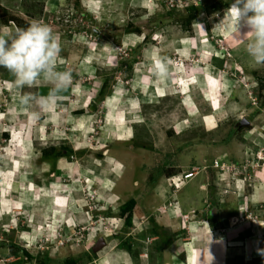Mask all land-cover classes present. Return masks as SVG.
Masks as SVG:
<instances>
[{
	"label": "rangeland",
	"instance_id": "obj_1",
	"mask_svg": "<svg viewBox=\"0 0 264 264\" xmlns=\"http://www.w3.org/2000/svg\"><path fill=\"white\" fill-rule=\"evenodd\" d=\"M229 1L0 0V30L49 25L57 71L72 74L66 89H20L0 68V264H85L111 247L133 264H175L172 244L220 205L216 186L249 194L264 176V66L233 33ZM131 198L128 227L118 208ZM251 231L264 256V230Z\"/></svg>",
	"mask_w": 264,
	"mask_h": 264
},
{
	"label": "clouds",
	"instance_id": "obj_2",
	"mask_svg": "<svg viewBox=\"0 0 264 264\" xmlns=\"http://www.w3.org/2000/svg\"><path fill=\"white\" fill-rule=\"evenodd\" d=\"M227 20L231 22L234 34L238 33L241 38L247 34V38L242 40L247 55L255 65L264 66V0H233L228 7ZM61 51L59 36L49 25L39 21L32 22L26 28L0 30V68L6 69L14 78L13 83L17 88H31L39 81L51 84L54 91L69 87L72 83L71 72L57 71ZM167 71V66L160 61L153 67V72L158 76H166ZM34 99L30 93L25 94L21 97V103L27 105ZM39 103L43 106L46 100L41 98ZM184 174L176 176L182 182L189 180L183 179ZM173 185L178 184L174 182ZM241 206L238 207L239 213L243 211ZM260 251L257 249L254 256L245 260L254 263L264 261Z\"/></svg>",
	"mask_w": 264,
	"mask_h": 264
},
{
	"label": "crops",
	"instance_id": "obj_3",
	"mask_svg": "<svg viewBox=\"0 0 264 264\" xmlns=\"http://www.w3.org/2000/svg\"><path fill=\"white\" fill-rule=\"evenodd\" d=\"M248 167L250 168L247 165L246 170L252 172V168L249 169ZM251 174L254 176L255 171ZM235 181L233 180V184ZM214 185H208L207 188L209 186L213 187ZM248 185L250 186L252 184ZM216 187V192H212L216 196H211L220 205L213 206L210 214L206 215L205 218L201 216L199 221L196 220L198 217H194L192 221L194 222L196 220L199 222L198 227L196 226L197 230L188 232L189 237L178 238L172 244L171 249L176 253L175 256H178L174 261L175 264H241L245 261V258L252 257L256 254L258 249L257 245H259L263 233L255 236L251 230L254 222L261 230H264V210L260 212L258 208L254 210L251 208L253 206L255 207L259 201L264 206V176L259 179L258 183L251 186V191L247 196L239 191L243 190L242 186L239 189L237 187L235 189V187L231 188V185L228 184L224 190H220L218 186ZM245 187L246 185L244 189ZM219 191H222V196L228 195L229 200L233 198L235 203L227 202L228 200L223 201V203L222 201L219 202L217 200V193ZM195 192L193 191L192 194L195 195ZM180 200V205H183L182 199ZM243 204H246L247 207L241 206ZM177 206L179 215H185L183 214L185 213L183 211L184 207L181 206L182 208H180ZM207 206L211 207L212 203L209 202ZM240 206L243 209L241 213L238 212V207ZM247 212L254 215L255 218L247 217L243 219L242 215L247 214ZM213 213L215 217L211 215ZM180 230L183 229L180 228ZM111 248L105 251L106 254L101 253L97 259L87 261L85 264H133L130 258L131 255L119 254L113 251V249L111 250ZM166 263L168 262H162L161 264Z\"/></svg>",
	"mask_w": 264,
	"mask_h": 264
},
{
	"label": "trees",
	"instance_id": "obj_4",
	"mask_svg": "<svg viewBox=\"0 0 264 264\" xmlns=\"http://www.w3.org/2000/svg\"><path fill=\"white\" fill-rule=\"evenodd\" d=\"M230 3H231V1H229L228 4H226L224 6L227 7L228 5H230ZM219 5L220 4H217L216 2H213V3H211V5H209V8L211 10H213V11L214 10H219V9L222 8ZM191 8L194 9L193 11H195V9H196L194 5H192ZM192 14H193V12L191 13L190 16H192ZM186 21H188V20H186ZM101 96L103 97V90L101 91ZM101 96H100V98H102ZM128 203L127 202H124L123 204H121L118 213H119L120 216H124L125 217L124 218V224H127V226L129 227V226H131L132 213H133V208H134V204L135 203H134V200L132 198L130 199V204L129 205H128ZM150 221L155 225L153 219H151ZM151 233H152V236L153 235H156V236L159 235V233L157 232L156 229H155V231H152ZM148 236H151V234L148 235ZM162 239L165 241V243H167L166 242L167 240H165L164 238H162ZM162 245L163 244H159V245L156 244V248L160 251V250H162V247H163ZM118 247L119 248H124L125 250H128V251L131 252L133 246H132L131 243H129V242H127V240H125V241L120 242L118 244ZM48 260H50V259H48ZM91 260L89 259V261H91ZM50 262H51V260L49 261V263ZM58 264H80V263H79L77 257L72 256V257H66V258H64L62 261L58 262Z\"/></svg>",
	"mask_w": 264,
	"mask_h": 264
},
{
	"label": "built area",
	"instance_id": "obj_5",
	"mask_svg": "<svg viewBox=\"0 0 264 264\" xmlns=\"http://www.w3.org/2000/svg\"><path fill=\"white\" fill-rule=\"evenodd\" d=\"M197 172L196 171H190V172H187L183 175V179H191ZM173 178V177H171ZM261 255V254H260ZM264 255V254H263ZM248 261L250 263H248ZM244 264H264V261H261L259 263H254V262H251L250 260H245V263Z\"/></svg>",
	"mask_w": 264,
	"mask_h": 264
},
{
	"label": "water",
	"instance_id": "obj_6",
	"mask_svg": "<svg viewBox=\"0 0 264 264\" xmlns=\"http://www.w3.org/2000/svg\"><path fill=\"white\" fill-rule=\"evenodd\" d=\"M96 241L97 242L95 243V246L93 247L94 250H97L100 246L104 245L103 238H98Z\"/></svg>",
	"mask_w": 264,
	"mask_h": 264
},
{
	"label": "bare ground",
	"instance_id": "obj_7",
	"mask_svg": "<svg viewBox=\"0 0 264 264\" xmlns=\"http://www.w3.org/2000/svg\"><path fill=\"white\" fill-rule=\"evenodd\" d=\"M177 187H179V185H178ZM101 247H102V246H101Z\"/></svg>",
	"mask_w": 264,
	"mask_h": 264
}]
</instances>
